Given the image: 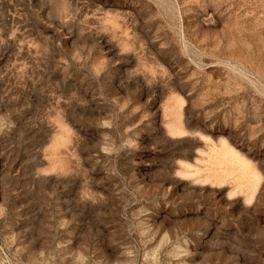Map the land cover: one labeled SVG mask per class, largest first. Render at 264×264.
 Returning a JSON list of instances; mask_svg holds the SVG:
<instances>
[{
    "label": "rangeland",
    "instance_id": "rangeland-1",
    "mask_svg": "<svg viewBox=\"0 0 264 264\" xmlns=\"http://www.w3.org/2000/svg\"><path fill=\"white\" fill-rule=\"evenodd\" d=\"M0 264H264V0H0Z\"/></svg>",
    "mask_w": 264,
    "mask_h": 264
}]
</instances>
